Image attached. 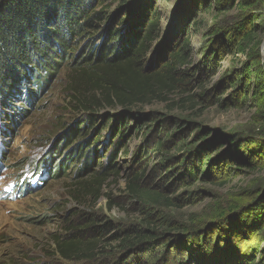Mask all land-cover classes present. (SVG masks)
<instances>
[{
  "label": "rangeland",
  "instance_id": "1",
  "mask_svg": "<svg viewBox=\"0 0 264 264\" xmlns=\"http://www.w3.org/2000/svg\"><path fill=\"white\" fill-rule=\"evenodd\" d=\"M145 1L156 12L160 26L152 55H161L167 42L179 47L187 39L188 68L194 69V77L199 79L185 87L184 93L172 92L166 94V101L135 109L137 115L148 119L139 124L140 133L124 140L123 150L116 154V168L99 186L90 187L96 190L93 193L75 189L82 177L88 182L95 174L80 177L81 162H68L75 144L66 146L64 141L56 150L63 136L84 117L72 110L64 93L69 61L36 90V97H29L28 103L22 99L24 110L12 118L10 126L6 128V122L0 120V261L114 264L125 247L113 235L137 230L145 236L141 242L148 245L134 251L131 262L178 264L180 258L185 262L189 249L203 240L219 252L231 242L240 259L245 255L264 264V99L257 87L264 68V0L255 9L235 8L225 13L213 7L220 0H208L207 6L213 7L210 10L193 0ZM252 17L256 31L247 48L249 57L235 53L232 45L230 55L205 69V56L215 38L226 34L239 38ZM257 53L260 69L254 66ZM102 114L113 112L104 110ZM152 119L157 122H149ZM135 122L136 117L131 116L129 126ZM202 131L209 135L205 141L216 135L232 137L236 143L249 141L240 152L251 154V165H235L230 170L226 164L214 166L205 176L209 163L224 148L209 155L200 153L199 164L197 155L189 160L188 154L203 142ZM107 132H101L96 144L100 163L112 152L109 144L103 145ZM159 140L171 143L150 151ZM35 163L46 164L48 174L35 173ZM191 163L199 169L193 170L192 176L187 169ZM135 175L134 184L145 190L144 199L128 188ZM23 180L32 193L18 192ZM150 193L158 196L148 199ZM84 217L110 227V232H104L102 254L93 261L59 259L53 254L52 237L63 234L70 223L80 224Z\"/></svg>",
  "mask_w": 264,
  "mask_h": 264
},
{
  "label": "trees",
  "instance_id": "2",
  "mask_svg": "<svg viewBox=\"0 0 264 264\" xmlns=\"http://www.w3.org/2000/svg\"><path fill=\"white\" fill-rule=\"evenodd\" d=\"M194 1L200 2L204 9L217 7L220 13H225L235 8L255 9L260 0H220L213 7L207 6L208 0ZM147 3L145 0H0V120L6 122V128L10 126L12 118L24 110L21 100L28 103V99L36 97V90L40 91L58 73L62 63L69 61L64 93L67 104L84 117L69 134L63 136L56 150L64 141L66 146L75 144L68 162H81L80 177L95 173L88 182L82 177L75 185L76 190L96 192L90 187L99 186L116 168V154L123 150L124 140L133 133H140L139 124L148 119L137 115L135 109L154 101H166V94L172 92L184 93L185 87L199 79L194 77V69L188 68L187 39L182 40L179 47L167 42L161 55H152L159 39L160 26L156 12ZM254 18L237 39L227 34L217 36L205 56L203 67L214 66L230 55L232 45L235 53L248 56L247 48L256 31ZM254 59V66L260 69L258 53ZM263 69L259 75L261 78L258 77L261 84L257 85L262 99ZM104 110L112 111L113 115L102 114ZM131 116L136 117V122L130 127L128 121ZM149 122L157 121L152 119ZM144 127L150 126L145 124ZM104 129L108 132L103 145L109 144L112 152L105 163H100L96 144ZM170 134V131L165 132L164 136ZM201 134L204 135L200 139L203 142L188 154L189 160L197 155L199 164L200 153L209 155L224 148L209 163L205 176L210 175L214 166L226 164L230 170L235 165H251V154L240 152V148L247 146L249 141L236 143L234 138L225 135H216L205 141L209 135L203 131ZM3 136L6 137L5 133ZM253 142L250 141V145ZM170 143V140L167 143L159 140L156 147L149 150L154 151ZM142 155L145 159L147 154ZM100 164L105 165L95 171ZM45 165L35 163V173L48 174ZM193 165L187 166L190 176L193 170L199 171ZM59 168H56V177ZM137 179L135 175L128 188L135 197L144 199L147 197L144 196L145 190L134 184ZM19 187L18 192L23 194L33 192L26 180ZM153 196L157 197L158 193H150L148 199ZM83 220L77 225L70 223L63 234L52 237L53 254L59 259L66 262L93 261L102 254L106 242L104 232H110L109 225L89 217ZM137 233L141 231L130 230L113 235L125 247L123 255L114 264H140L136 260L131 262L133 252L142 249L148 242H141L145 236ZM228 244L219 252L216 247L199 240L193 249H189L186 261L179 257L178 264H256L255 259L248 260L245 255L240 259L237 251L232 249V243ZM0 264L23 263L10 259L0 261Z\"/></svg>",
  "mask_w": 264,
  "mask_h": 264
},
{
  "label": "water",
  "instance_id": "3",
  "mask_svg": "<svg viewBox=\"0 0 264 264\" xmlns=\"http://www.w3.org/2000/svg\"><path fill=\"white\" fill-rule=\"evenodd\" d=\"M262 49H263V47H262Z\"/></svg>",
  "mask_w": 264,
  "mask_h": 264
}]
</instances>
